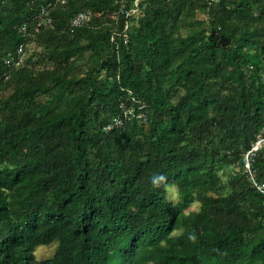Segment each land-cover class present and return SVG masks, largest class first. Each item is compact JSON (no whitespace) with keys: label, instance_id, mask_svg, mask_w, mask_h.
I'll return each mask as SVG.
<instances>
[{"label":"trees","instance_id":"trees-1","mask_svg":"<svg viewBox=\"0 0 264 264\" xmlns=\"http://www.w3.org/2000/svg\"><path fill=\"white\" fill-rule=\"evenodd\" d=\"M121 1L0 0V264H264V0Z\"/></svg>","mask_w":264,"mask_h":264},{"label":"built area","instance_id":"built-area-1","mask_svg":"<svg viewBox=\"0 0 264 264\" xmlns=\"http://www.w3.org/2000/svg\"><path fill=\"white\" fill-rule=\"evenodd\" d=\"M140 0H134V5L133 7L128 11L127 9H125V4L127 3V0H122L121 1V6L118 10V13H122V14H126V15H130V14H138L139 10H138V3ZM211 1H216V0H211ZM61 3H65L66 0H60ZM47 7L42 6L40 9V14H45ZM91 12L89 10H85V11H79L77 13H75L73 15V17L70 20V28L74 29L77 27H81L85 24H87L90 19H91ZM112 19L115 21L116 23V19H117V15L113 14ZM46 23L50 22V18L47 17L45 19ZM127 23L125 25V28H127ZM112 32L113 34L110 37L111 41H115L116 35L114 34V32H117L116 27H112ZM122 37L124 38L125 41H127L128 37L126 33L122 34ZM24 60V51H23V46L19 45L15 52L13 54H9L5 59H4V63L9 66V67H18L23 63ZM140 109L144 108L143 105L139 106ZM132 113L131 109H124L122 108V114H123V118L124 119H129L130 115ZM145 113H139L138 117L142 118L145 116ZM122 122V118L121 117H115L113 119L112 124H110L108 127L114 126V125H119ZM263 138L262 137H258L256 139L255 142H253V144L249 147V149L245 150L242 154H241V162L243 165V171L246 173L247 179L250 182L251 187L256 188L258 191L262 192L264 194V182H260L255 178V171L251 168L252 166V161H253V156L254 153L260 149L261 144H262ZM237 169V167H236Z\"/></svg>","mask_w":264,"mask_h":264},{"label":"rangeland","instance_id":"rangeland-1","mask_svg":"<svg viewBox=\"0 0 264 264\" xmlns=\"http://www.w3.org/2000/svg\"><path fill=\"white\" fill-rule=\"evenodd\" d=\"M198 18H205V15L202 13H197ZM37 49V47L31 43L29 44L28 48L25 50V54L24 56L26 57L27 55H29L30 53H32L33 51H35ZM88 53H86L84 55V57L87 56ZM7 92H0V95H5ZM169 197L171 198L172 201H176L177 200V194H175V192L173 190H169ZM192 209H196L197 208V204H194L192 207ZM55 248V244H50L47 246H40L36 249L35 251V255L37 258H46L52 255L53 251Z\"/></svg>","mask_w":264,"mask_h":264},{"label":"bare ground","instance_id":"bare-ground-1","mask_svg":"<svg viewBox=\"0 0 264 264\" xmlns=\"http://www.w3.org/2000/svg\"><path fill=\"white\" fill-rule=\"evenodd\" d=\"M134 252V251H133ZM129 255V254H128ZM130 256V255H129ZM50 258V257H49ZM131 262V261H130Z\"/></svg>","mask_w":264,"mask_h":264}]
</instances>
